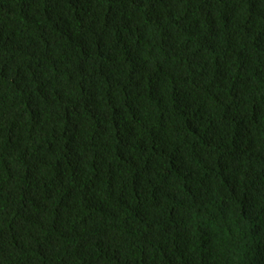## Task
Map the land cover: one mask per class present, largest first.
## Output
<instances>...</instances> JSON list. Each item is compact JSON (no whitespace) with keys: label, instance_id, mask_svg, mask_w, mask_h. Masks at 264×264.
<instances>
[{"label":"trees","instance_id":"trees-1","mask_svg":"<svg viewBox=\"0 0 264 264\" xmlns=\"http://www.w3.org/2000/svg\"><path fill=\"white\" fill-rule=\"evenodd\" d=\"M0 264H264V0H0Z\"/></svg>","mask_w":264,"mask_h":264}]
</instances>
